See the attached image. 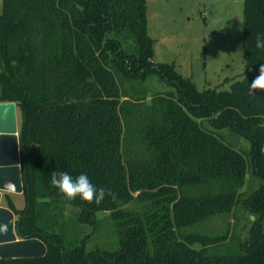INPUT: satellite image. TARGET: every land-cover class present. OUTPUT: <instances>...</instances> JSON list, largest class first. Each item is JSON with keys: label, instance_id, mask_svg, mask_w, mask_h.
Segmentation results:
<instances>
[{"label": "trees", "instance_id": "obj_1", "mask_svg": "<svg viewBox=\"0 0 264 264\" xmlns=\"http://www.w3.org/2000/svg\"><path fill=\"white\" fill-rule=\"evenodd\" d=\"M241 15L243 71L222 80L226 89L198 90L172 63L150 60L145 0H1L0 102L19 112L24 203L4 201L16 238L40 240L45 254L0 264H264V91L249 87L264 65V0H242ZM150 75L164 89L137 110ZM222 129L246 139L247 151ZM125 138L134 155L123 154ZM53 171L86 174L116 198L67 200ZM247 172L260 183L244 195ZM238 202L256 217L238 250L223 244L227 231L185 230ZM65 205L91 226L106 211L117 249L86 251L83 239L66 247Z\"/></svg>", "mask_w": 264, "mask_h": 264}, {"label": "rangeland", "instance_id": "obj_2", "mask_svg": "<svg viewBox=\"0 0 264 264\" xmlns=\"http://www.w3.org/2000/svg\"><path fill=\"white\" fill-rule=\"evenodd\" d=\"M241 13L242 0H145L146 32L153 40L150 60L172 63L176 72L189 77L198 90L207 87L226 89L227 83H222V80L236 77L243 71L240 48ZM147 86L148 93L138 103L137 110L147 108L150 94L164 89L155 75L149 76ZM15 113L18 126L17 108ZM140 115L141 113L138 116ZM218 132L236 149L247 151L248 142L243 137L227 129ZM122 152L125 156L134 155L137 152L136 143L128 138L123 139ZM259 183L260 180L247 172L244 184L238 191L247 195ZM14 194L18 193L11 192L10 197L16 208H21L23 197L21 194ZM132 205L134 202L125 206ZM74 214L75 209L71 206L63 207L65 227L62 231L66 247L83 239L86 251L94 248L117 249L113 224L106 211L95 213L96 223L93 226L78 223ZM250 217L252 215L238 202L228 213L214 214L186 227L185 230L212 235L222 234L224 231L232 233L233 236L226 237L223 244L230 245L231 251H236L237 243L246 235ZM194 247L197 248L198 245Z\"/></svg>", "mask_w": 264, "mask_h": 264}, {"label": "water", "instance_id": "obj_3", "mask_svg": "<svg viewBox=\"0 0 264 264\" xmlns=\"http://www.w3.org/2000/svg\"><path fill=\"white\" fill-rule=\"evenodd\" d=\"M18 145L13 102H0V192L21 193ZM12 212L0 206V258H35L45 254L44 244L36 238L17 239Z\"/></svg>", "mask_w": 264, "mask_h": 264}, {"label": "clouds", "instance_id": "obj_4", "mask_svg": "<svg viewBox=\"0 0 264 264\" xmlns=\"http://www.w3.org/2000/svg\"><path fill=\"white\" fill-rule=\"evenodd\" d=\"M256 47L258 49H264V34H257ZM249 87L252 94H255L257 91H264V65L260 66L259 75L253 79ZM50 183L53 187L58 189L59 193L67 200H74L80 197L88 203L100 204L106 196L111 197L113 200L116 198L115 193H113L111 189H105L103 187L97 189L88 176L83 173L74 179L66 171H53ZM250 219L255 222L256 217L252 216ZM5 230V227L0 225V231Z\"/></svg>", "mask_w": 264, "mask_h": 264}, {"label": "crops", "instance_id": "obj_5", "mask_svg": "<svg viewBox=\"0 0 264 264\" xmlns=\"http://www.w3.org/2000/svg\"><path fill=\"white\" fill-rule=\"evenodd\" d=\"M16 105L14 104V109L16 110ZM16 114V113H15ZM15 123H16V121H15ZM17 130H18V126L16 125V134H17ZM10 193L11 192H6V191H1L0 192V206H3V207H6V205H5V201H4V194H7L8 196H9V198H10V200H11V202H12V204H13V206L16 208V206H15V203H14V201L11 199V197H10ZM19 194H21V193H18V194H14V195H19ZM7 208V207H6ZM13 219H14V216H13Z\"/></svg>", "mask_w": 264, "mask_h": 264}]
</instances>
